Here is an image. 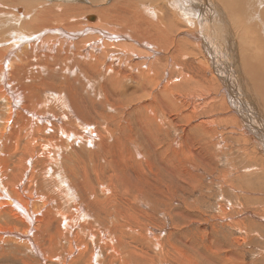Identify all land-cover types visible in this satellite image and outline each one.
<instances>
[{
	"label": "bare ground",
	"instance_id": "obj_1",
	"mask_svg": "<svg viewBox=\"0 0 264 264\" xmlns=\"http://www.w3.org/2000/svg\"><path fill=\"white\" fill-rule=\"evenodd\" d=\"M83 5L95 7L88 10L98 13L94 22L86 12L79 13ZM162 19L183 29L174 34L178 59L167 53V60L161 61L164 49L159 39L168 37V24ZM241 22L248 31L244 25L243 33L235 30ZM255 44L264 51V0H0V211L24 217L16 216L23 222L21 229L5 226L0 231L20 230L18 246L28 247L45 262L57 254L63 264L81 257L88 264H130V257L118 249L119 232L111 226L116 210L95 197L88 163L73 150L74 144L96 147L104 137L96 128V136L90 138L88 131L96 124L87 120L81 102L96 110L97 105H109L99 87L107 85L98 82L106 68L94 78L84 73L82 64L98 68L94 56L104 58L109 67L118 63L110 82L138 78L137 86L130 85L135 93L173 97L175 103H183L184 118L225 114L223 118L233 119L236 131L241 129L264 157V74L256 69L257 82L241 76V70L264 60V54L244 50ZM190 57L193 67L187 63ZM208 71L222 87L204 77ZM98 116L104 129L110 123L108 132L112 122H121L113 114L99 111ZM186 137L195 147L191 134ZM97 157L91 155L94 166ZM99 175L104 178L101 170ZM52 222L60 226L55 251L39 243ZM146 234L158 242L152 227ZM60 237L67 245L57 244ZM159 258L153 255L149 264H162Z\"/></svg>",
	"mask_w": 264,
	"mask_h": 264
},
{
	"label": "rangeland",
	"instance_id": "obj_2",
	"mask_svg": "<svg viewBox=\"0 0 264 264\" xmlns=\"http://www.w3.org/2000/svg\"><path fill=\"white\" fill-rule=\"evenodd\" d=\"M87 8L88 5L79 7V13L86 12L89 21L94 22L98 13L88 12L95 7ZM225 17L233 24L227 10ZM242 22L235 28L240 33L250 28ZM161 23L168 24L165 28L168 37L159 39L164 49L161 61L167 60V53L180 58V52L175 49L174 34L182 33L183 29L174 28L165 19ZM120 29L126 33L122 27ZM251 39L256 40L253 30ZM258 47L255 44L244 50L264 54L257 50ZM36 53L38 55L39 51ZM94 59L99 67L89 68L82 64L84 73L96 78L100 68H106V75L98 82L110 87L116 100L107 86L99 85L102 97L109 103L108 108L101 104L96 110L81 102V109L87 111V120L96 124L88 131L90 138L96 136L93 130L96 128L98 132L104 131V137L96 147L74 144L73 150L83 154L85 165L88 163L86 172L90 185L97 188L95 197L104 199L107 207L116 210L117 216L113 217L111 226L116 227L120 235L119 251L130 257V264H149L155 254L159 255L162 264H264V157L250 141H246L241 129L236 131L234 120L223 118L225 114L220 112L214 118H204V114L184 118L182 102L175 103L173 97L158 92L150 95L135 93L130 85L137 86L138 78L110 82L109 76L114 74L118 63L109 67L104 58L94 56ZM127 60L134 62L131 58ZM187 63L193 67V57ZM256 69L264 74V60L241 70V76L257 82L254 81ZM204 77L214 85L219 84L209 71ZM217 89L214 91L222 94ZM215 98L218 99V94ZM99 111L113 114L121 122H112L108 132L106 127L110 123H105L104 129ZM209 115L213 117L212 112ZM203 127L209 130L205 131ZM189 133L195 147L186 137ZM152 141L157 148L153 147ZM92 154H98L95 166L90 159ZM177 159L180 163H176ZM79 170L77 177L81 175ZM100 170L104 175L102 179ZM113 172L119 175L117 179L107 177ZM83 205L87 202L83 201ZM15 215L24 219L21 214ZM16 216L8 210L0 211V228L17 226L21 229L23 222ZM59 227L52 222L43 239L39 240L40 245L55 251L54 238ZM148 227L158 234L157 243L151 242L146 234ZM18 234L20 230L0 231V264H63L57 254V258L45 262L28 247L18 246ZM57 244L67 245L61 237ZM66 263L88 264L85 257Z\"/></svg>",
	"mask_w": 264,
	"mask_h": 264
}]
</instances>
